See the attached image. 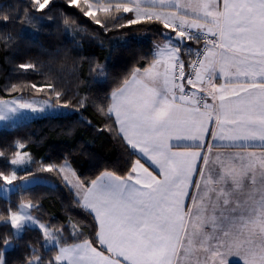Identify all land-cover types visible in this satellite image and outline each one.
<instances>
[{
	"label": "snow or ice",
	"instance_id": "obj_1",
	"mask_svg": "<svg viewBox=\"0 0 264 264\" xmlns=\"http://www.w3.org/2000/svg\"><path fill=\"white\" fill-rule=\"evenodd\" d=\"M51 4L30 0L29 8L43 13ZM70 5L104 29L121 19L127 25H159L163 42L152 62L96 104L139 158L126 174L104 171L90 181L73 182L67 163L42 166V172L63 174L75 190L74 203L91 217V233L86 236L72 217L67 225L42 222L32 214L39 205L31 200L9 201L0 208V225L7 229L0 232V264H8L6 253L29 230H37L39 239L25 242L29 254L23 264H217L222 250L242 264H264V0H70ZM31 12L30 20L40 19ZM12 18L9 12L0 15L5 23ZM64 26L72 28L67 20ZM18 68L43 75L35 63ZM44 87L55 91L52 84L31 85L37 91ZM55 96L64 99L59 91ZM87 101L79 100L80 106ZM28 111L45 107L23 97L0 100V121L9 125ZM15 147L25 145L17 141ZM0 157L7 160L4 152ZM8 163L13 170L0 171L4 196L40 183L24 167L32 163L27 152L15 151ZM17 168L28 176L18 180Z\"/></svg>",
	"mask_w": 264,
	"mask_h": 264
},
{
	"label": "trees",
	"instance_id": "obj_2",
	"mask_svg": "<svg viewBox=\"0 0 264 264\" xmlns=\"http://www.w3.org/2000/svg\"><path fill=\"white\" fill-rule=\"evenodd\" d=\"M29 3L30 0H0V15L9 12L13 17L7 23L0 19V100L47 99L61 106L67 100L71 113L0 130V152L7 157V160L0 157V171H12L8 161L12 153L19 151L15 147L19 141L32 158L30 171L47 181L31 186L28 191L12 193L9 198L0 196V208L9 201L15 205L31 200L39 205V210L32 213L42 222L67 225L72 217L84 226L87 236L93 226L91 217L74 203L72 189L58 171L42 172L40 168L49 164L59 168L69 163L81 181L95 179L104 171L126 174L139 157L118 136L111 121L97 111L96 104L122 86L135 69L152 62L154 44L162 36L157 24L127 25L125 19L110 24L108 29L101 28L84 17L79 7L70 5V0L54 1L49 6L51 11L45 9L43 13L31 12ZM30 12L40 19L30 20ZM65 20L72 25L69 31L65 30ZM121 24L126 26L120 27ZM183 58L187 60L188 56ZM22 63L37 64L43 75L32 70L23 72L18 68ZM100 67L103 76L99 75ZM11 84L18 87L5 90V85ZM32 84L38 87L52 84L55 91L64 94V99L57 101L55 91L47 87L37 91L31 88ZM84 97L88 101L81 107L79 100ZM27 176V172L20 171L18 180ZM6 231L0 225V232ZM38 239L37 230L24 233L17 247L6 253L8 264H23L29 254L25 242L36 243ZM41 252L49 255L42 248Z\"/></svg>",
	"mask_w": 264,
	"mask_h": 264
},
{
	"label": "rangeland",
	"instance_id": "obj_3",
	"mask_svg": "<svg viewBox=\"0 0 264 264\" xmlns=\"http://www.w3.org/2000/svg\"><path fill=\"white\" fill-rule=\"evenodd\" d=\"M54 1H57V0H54ZM74 6H76V5H74ZM128 15H131V14H128ZM17 98H20V97L3 99V100L11 101V100H14V99H17ZM23 99L26 100V101H30V102L35 103L38 107L44 106L45 107V111L44 112H38V113H32V112L28 111L27 112V117L25 119L17 121L14 124H11V125H9L7 122L0 121V130L1 129L14 128V127H17L18 125H21V124H24V123H27V122H30V121H33V120H36V119H39V118H43V117H46V116H60V115L71 113V111L68 108H64L61 105H54L50 100H47V99H27V98H23ZM46 102L48 104H50L51 106L50 107L46 106ZM19 151H24V149H19ZM24 152H26V151H24ZM29 156H30V154H29ZM31 160H32V158H31ZM30 166H31V164L30 165H25L24 167H28L29 168ZM12 170H13V168H12ZM20 171H23V170H21V168H17V176H18ZM64 182H65V180H64ZM40 183H47V181L44 180V179H41ZM11 194L12 193H9L8 196H4L2 193H0V196L3 197V198H9V196Z\"/></svg>",
	"mask_w": 264,
	"mask_h": 264
},
{
	"label": "crops",
	"instance_id": "obj_4",
	"mask_svg": "<svg viewBox=\"0 0 264 264\" xmlns=\"http://www.w3.org/2000/svg\"><path fill=\"white\" fill-rule=\"evenodd\" d=\"M53 1H54V0H53ZM162 42H163V39L160 40V41H158V42H156V43L154 44V53H155L156 45H157V44H161ZM197 47H199V46H197ZM197 47H195L194 44L191 45V48H192V49H196ZM193 53H194V52H193ZM221 82H222V81H221ZM209 102H211V101H209ZM137 155H138V154H137ZM141 162H142V163H145V160L142 159ZM64 164H65V163H64ZM64 164H63V165H64ZM67 165H68V172H67V174L69 175V178H70L71 180H73V182H75V179L78 178V177H77L75 171L73 170V168L71 167V165H70L69 163H67ZM145 166H148V164L145 163ZM150 170H151V169H150ZM72 173H75V176H73ZM61 175H62V177H63V174H61ZM68 186H69V185H68ZM69 187L71 188V186H69ZM71 189H72V188H71ZM72 191L75 192L74 189H72ZM222 252H223L222 256L217 257V264H219L220 260H223V261L225 262V264H242V262L239 260L238 257H235V256H232V255H229V254H227V252L224 251V250H222Z\"/></svg>",
	"mask_w": 264,
	"mask_h": 264
},
{
	"label": "built area",
	"instance_id": "obj_5",
	"mask_svg": "<svg viewBox=\"0 0 264 264\" xmlns=\"http://www.w3.org/2000/svg\"><path fill=\"white\" fill-rule=\"evenodd\" d=\"M193 55H194V53H193Z\"/></svg>",
	"mask_w": 264,
	"mask_h": 264
}]
</instances>
